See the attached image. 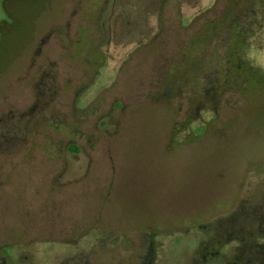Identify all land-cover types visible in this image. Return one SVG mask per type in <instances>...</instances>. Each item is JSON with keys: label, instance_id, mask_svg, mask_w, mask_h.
<instances>
[{"label": "rangeland", "instance_id": "1", "mask_svg": "<svg viewBox=\"0 0 264 264\" xmlns=\"http://www.w3.org/2000/svg\"><path fill=\"white\" fill-rule=\"evenodd\" d=\"M111 1L0 0V252L263 256L264 236L226 231L233 214L264 213V0Z\"/></svg>", "mask_w": 264, "mask_h": 264}, {"label": "flooded vegetation", "instance_id": "2", "mask_svg": "<svg viewBox=\"0 0 264 264\" xmlns=\"http://www.w3.org/2000/svg\"><path fill=\"white\" fill-rule=\"evenodd\" d=\"M237 2L239 1V0H236ZM111 3H114V1L112 0L111 1ZM149 3H151V2H148V1H146V2H144V4H149ZM161 4H164V2H161ZM142 7H143V5H142ZM10 18V20H13V18L12 17H9ZM144 18L145 17H142V18H139L138 19V23L140 24V25H143V26H145L146 25V23L144 22ZM160 19V18H159ZM224 19V18H223ZM225 19H226V17H225ZM6 24V23H5ZM214 25V23H213V21L211 22H208V26H213ZM238 25V23H236L235 22V24H233V26L231 27V28H236V26ZM6 26H4L3 24L2 25H0V41H1V38L5 35V33H6ZM240 28V25H238L237 26V29L236 30H238ZM242 33V32H241ZM240 33V34H241ZM235 35H236V37H234L232 40H234V41H238V43L241 41V37H240V35H238V33H235ZM0 45H1V42H0ZM227 57H229V56H227ZM2 148L4 149V146H2ZM3 149H2V151H3ZM4 152V151H3ZM113 184H114V182H112V181H110L109 183H108V185L109 186H113ZM110 189H111V187L109 188V191H108V193H110ZM108 193H106V195L108 194ZM103 195V194H102ZM105 194L103 195V196H106ZM260 211V210H259ZM263 211V210H262ZM97 216H99V217H101V215L99 214V215H97ZM213 216V215H212ZM227 218H230V214H227V216H226ZM262 218V219H264V213H261V212H253V213H238V214H233L232 215V219L235 221V220H237V222L238 223H236L235 225H232V226H229V227H231V228H229V229H227V231H226V233H228L229 234V236H231V235H233V234H240L244 239H248V241H253L254 239H259V238H261L262 236H264V224L262 223V221H258V224L257 225H254V224H252V225H254L255 227L254 228H252V225H249L248 227H247V225L245 224V223H247V221L248 220H252V219H258V218ZM220 218V219H219ZM221 218L223 219V217L222 216H216V218H212L211 220H212V222H216L215 220H217V219H219L218 221H220L221 220ZM200 222H195V223H191L189 226H188V228L190 229V230H192V231H202L203 230V225H201V224H199ZM206 227L205 228H207L209 225L208 224H206L205 225ZM204 228V229H205ZM257 230L258 231H263L262 233H261V235H259L258 233H257ZM100 232V231H99ZM143 233H145V232H143ZM256 233V234H255ZM218 238H217V240H215L214 241V244H215V250L217 249V247H218V245H219V243H220V238H219V236H217ZM245 240V241H246ZM98 245L99 244H97V245H95L94 247H93V251H94V255H93V258H95V257H99L100 255H96L97 254V251H96V249L98 248ZM215 250H213L214 252H215ZM213 251H212V253H213ZM260 251V250H259ZM100 254V253H99ZM89 258H85L84 257V261H79L78 263H80V264H82V262H84V264H89L90 263V259H92L90 256H88ZM79 258L80 257H74V259H76L77 261L79 260ZM9 258L6 256V255H4V254H2L1 252H0V264H10L9 263V260H8ZM250 259H251V262H253L254 264H264V255L263 256H258V257H252L251 255L250 256H244V257H242L240 260H237V264H252V263H250ZM72 264H75V263H73L72 262ZM91 264V263H90Z\"/></svg>", "mask_w": 264, "mask_h": 264}]
</instances>
